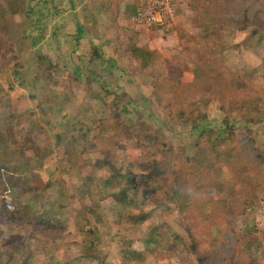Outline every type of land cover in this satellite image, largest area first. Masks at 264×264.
I'll use <instances>...</instances> for the list:
<instances>
[{
    "label": "rangeland",
    "instance_id": "obj_1",
    "mask_svg": "<svg viewBox=\"0 0 264 264\" xmlns=\"http://www.w3.org/2000/svg\"><path fill=\"white\" fill-rule=\"evenodd\" d=\"M35 1L0 0V264H264V182L262 192L255 185L259 178L239 168L238 176L249 181L250 196L256 197L252 206L238 210L241 215L229 210L218 219L214 203L203 202L209 193L224 201L242 189L232 167L224 165L232 148L264 159V41L251 35L258 30L264 36L263 0H174L176 26L159 32L162 39L152 43L151 67L139 71L129 55L122 58L130 72L125 76L136 77V86L101 91L76 88L67 73L58 72L59 59L38 57ZM125 24L136 35V28ZM165 60L173 65L164 69ZM194 68L191 79L186 70ZM156 78L166 92L159 101L151 94ZM61 107L72 117L69 123L60 121ZM196 124L201 134L192 131ZM103 126L122 131L108 145L100 141L106 172L134 177L146 193L131 196L136 226L118 219L112 199L101 202L105 223H97L94 202L80 198L81 161L67 177L46 182L28 172L35 198L26 194V178L16 170L34 166L33 154H40L36 143L46 149L43 166L60 157L59 169L67 168L50 136L64 128L83 131L87 148L79 145L77 153L83 151L93 166L86 171L94 183L86 189L96 191L104 176L96 172L100 149L89 133L96 138ZM128 127L133 130L126 132ZM6 185L14 196L13 212L1 199ZM134 246L136 256L130 252Z\"/></svg>",
    "mask_w": 264,
    "mask_h": 264
},
{
    "label": "crops",
    "instance_id": "obj_2",
    "mask_svg": "<svg viewBox=\"0 0 264 264\" xmlns=\"http://www.w3.org/2000/svg\"><path fill=\"white\" fill-rule=\"evenodd\" d=\"M136 4V0H36L33 4V8L37 12L36 27L38 29V35L36 36L35 49L38 57H53V59H59L60 66L58 68L60 69L58 72L60 74L67 73L70 77V81L76 84V88L77 86L78 88L87 90L98 88L101 91L108 90L112 87L117 90L119 88L125 89V85L130 82L134 83V86H136V77L132 79L129 76H125L129 75L130 72L127 68L128 63H125L124 60L122 61V58L124 59L129 55L139 71H147L153 62V48L151 45L155 41H160L163 37V34L161 35V33H159L161 30L158 29L154 30V32L149 35H147V31L138 28H136V35L125 30V21L135 28L130 22V17L135 10ZM25 18L26 17L22 16L23 20ZM26 24H29V21ZM167 40H169V38H167ZM142 43L145 44L142 45ZM143 46H147L148 50L145 49L151 54L150 63L145 69H142L138 65L134 56L135 48L144 49ZM185 54L190 60L194 59L192 53L185 52ZM166 63V65L163 64L164 69H167L169 65H173L172 62L166 61ZM159 68H162L161 64ZM197 70V68L191 71L186 70V73L191 75V79H194ZM160 80L156 78L151 89V94L155 96L157 101L160 100L159 94L161 95L159 85L162 81ZM163 83L168 82L164 80ZM141 97V99L145 101L146 99L149 100L150 96ZM36 102L41 106L44 105L39 101ZM66 102L71 104V101ZM98 102L102 103V101ZM58 111L63 112L60 118V121L63 123H69L72 120V117L67 116L62 107L61 109L59 108ZM107 117L108 115L105 116V118ZM28 132H31V135L34 134L33 130H29ZM48 135L50 136V134ZM89 135L91 136L90 139L94 141L95 137L92 136V132H90ZM50 137L54 149L57 148L59 151L62 149L68 167H62L63 170L59 169L60 159L62 161L60 157H56L54 161L43 166V160H45L47 156L42 158L40 155H43L42 153L45 148L43 149L40 144L34 141L40 152V154L37 153V155L33 154L35 162H33V165L35 167L28 164L30 163L28 162V165L16 169L17 171H21L20 173H23L21 174L22 178H26L27 183L24 186L26 194L35 198L37 193V189L32 188L26 177L28 172L35 173L40 177L41 182H46L50 177L56 175L61 178L67 177L69 172L72 173L71 170L75 168V163L79 164L81 161L83 164H80L77 168L79 170V168L82 167L81 169L85 171L81 175L80 184L83 187L81 186L82 189L79 192L81 194L80 198L86 200V187L94 183V175L90 172L93 171V166L91 167L90 164H87L86 159L82 155L83 151L85 152L87 148L86 133L78 131L77 134H74L73 132L71 133L70 130L64 128L59 130L58 133H55L54 137L52 135ZM79 145L83 147L81 153H77ZM72 146L75 149H69ZM99 149L100 147L98 146V150ZM17 154L19 155V152H14L12 156ZM99 154L101 155L100 150ZM120 164H122L121 161ZM104 165L106 164H104V159L101 155V158L94 163V166L96 172L100 175L103 174L104 180H106L109 178V174L106 172ZM86 170L90 171L87 173ZM100 179L101 177H98L99 182ZM78 181L79 176L77 173V182ZM51 209H54V207ZM21 215L24 216V214ZM128 226L136 225L128 224ZM119 250H121V252L123 250V253H126V249L121 248ZM130 250V252L136 253V246L130 247ZM125 255L126 254H123L122 260L126 259V257H124Z\"/></svg>",
    "mask_w": 264,
    "mask_h": 264
},
{
    "label": "trees",
    "instance_id": "obj_3",
    "mask_svg": "<svg viewBox=\"0 0 264 264\" xmlns=\"http://www.w3.org/2000/svg\"><path fill=\"white\" fill-rule=\"evenodd\" d=\"M249 1L253 2V0H249ZM263 2H264V0H263ZM261 8H262V11L264 12L263 5H261ZM251 35L256 36L257 38L260 37V40L264 41V38H263L264 36H262V35L260 36L258 30H253L251 32ZM134 56H135L136 62H138V65L142 69H145L148 66V64L150 63L151 54L142 48L141 49L135 48ZM160 90H161L160 93L163 97V95L166 92H165V90H162V89H160ZM170 92H172V91H170ZM113 119L116 122L120 123V126L125 124L119 118H116V119L113 118ZM198 123H200V122H198ZM124 126L126 127V125H124ZM128 128H129V130H127L126 132H130V129L133 130V128H131V127H128ZM112 130L113 129L109 130L108 127L103 126L101 128V130L99 131V135L96 138H94L97 145L100 147V153L102 156H104V151L101 148L100 141L103 139L106 141V145H108V143H107L108 139L110 140V138H113V136H115V138H116V136L119 137L120 136L119 133L122 132L121 130H117V131L116 130L112 131ZM192 131L195 133L201 134L203 129H200V125L196 124L192 127ZM232 150H234V151L233 152L229 151V152L224 154V156L226 157V162H227V163H224V165L232 167L233 172H234L233 175L237 178L236 182L238 184H241L242 189L239 191H234V193L228 195L224 201L219 200V199H214L212 196H210L209 192H208L209 194L206 195V196H208V198L203 199L204 204L214 203V207L212 208V211H213V213L216 214L218 219H221L222 217L224 218L226 213L229 212V210H231L234 213L237 212L238 213L237 215H241V214H239V211H238L239 209H242V208L246 209V208L252 206L254 203V199L256 197H254L253 195H252L253 197L250 196V194H252V192H251L249 184H248L249 181L240 179L241 177L238 176V173L240 170L239 168L244 167L245 171L247 173H253L256 177H258L259 180H256L255 185H256V187L259 186V189L263 192L262 184L264 182V176H263L264 159L262 157H258L256 155L251 159V158L247 157V155H243L240 152H237V149L235 147L232 148ZM230 152H231V154H230ZM5 153H6V149H5ZM214 155H215V159L217 160L219 153H217L215 151ZM143 157L149 158L150 155L147 153H143ZM103 159L105 162V157H103ZM188 160H190V159H188ZM120 161L122 163V164H120V166H121L120 169L126 171L125 161L124 160H120ZM234 167L236 169H234ZM123 174L124 173L119 172L116 176L109 175L108 179L104 180V182H102L101 185H98L96 191H89V190L86 191L87 198H89V200L92 201V203L94 202V204L96 206L94 213H96V217L98 219V221H97L98 224H103L105 222V218L103 217L104 214L101 210L102 209L101 208V202H103L104 200H107V199H112L117 204V206L119 207V211L117 212L118 219L120 221L125 222L126 224L136 225V209L134 208L135 201L133 200V198L131 196L136 195V192H140L139 190H142L141 192H142V195H144V197H145L146 193L143 191V189L141 187L136 185V179L134 177H125V176H123ZM111 177H112V179H111ZM251 180H252V178H251ZM115 184H118V186H116ZM139 188H141V189H139ZM14 189H15V187L13 188V190ZM209 190H210V186H209ZM20 210H21V207L18 210L19 214H20V212H19ZM97 210H98V212H97ZM49 214L51 217H53L57 213L53 209H51V210H49ZM205 218H207V217H204L203 220L206 222L207 220ZM25 219H27L26 216H25ZM47 219H49V218H47ZM92 242H94V240ZM133 254L136 256V253L133 252Z\"/></svg>",
    "mask_w": 264,
    "mask_h": 264
},
{
    "label": "built area",
    "instance_id": "obj_4",
    "mask_svg": "<svg viewBox=\"0 0 264 264\" xmlns=\"http://www.w3.org/2000/svg\"><path fill=\"white\" fill-rule=\"evenodd\" d=\"M136 7L130 17L131 24L144 31H171L175 28L178 16L174 0H136ZM1 196L7 211L14 210V197L11 189Z\"/></svg>",
    "mask_w": 264,
    "mask_h": 264
}]
</instances>
